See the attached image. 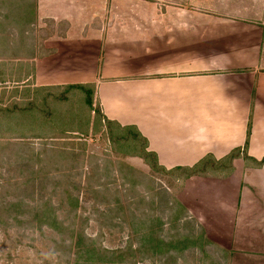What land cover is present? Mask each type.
Listing matches in <instances>:
<instances>
[{"label": "crops", "instance_id": "crops-1", "mask_svg": "<svg viewBox=\"0 0 264 264\" xmlns=\"http://www.w3.org/2000/svg\"><path fill=\"white\" fill-rule=\"evenodd\" d=\"M103 1L85 23L68 13L81 0L37 1L67 22L30 46L32 86H94L102 114L136 127L166 169L242 149L229 175L185 189L234 264H264V165L244 154L264 158V0Z\"/></svg>", "mask_w": 264, "mask_h": 264}, {"label": "rangeland", "instance_id": "rangeland-1", "mask_svg": "<svg viewBox=\"0 0 264 264\" xmlns=\"http://www.w3.org/2000/svg\"><path fill=\"white\" fill-rule=\"evenodd\" d=\"M4 1L0 264H234L186 192L188 171L154 170L136 134L107 129L82 91L32 86L28 51L65 27L47 18L62 11L46 5L25 21L20 9L34 0ZM93 2L68 13L85 23L104 8Z\"/></svg>", "mask_w": 264, "mask_h": 264}, {"label": "trees", "instance_id": "trees-1", "mask_svg": "<svg viewBox=\"0 0 264 264\" xmlns=\"http://www.w3.org/2000/svg\"><path fill=\"white\" fill-rule=\"evenodd\" d=\"M28 2H26L25 3L26 5L24 4V7H21V9H20L21 10L20 13L21 14L24 13V15H25V16H20V19L25 20V21L27 20V18L29 20V18L32 17V15L34 13H35V15L33 17H34V19L36 18L37 0H34V4L28 3ZM0 4H5V1L4 0H0ZM29 7H31V10H28ZM59 89L69 90V91H72V90H80V91H82L86 95V103H87V105L92 110V112L95 113V116H96V114L102 116V118L104 119V121L107 124L106 125L107 129H111V128L115 127V128H118V129H120L122 131H125V132L132 131L133 133H135L136 137L138 139H140L143 142L144 146H145V150L142 153V158L144 160L150 162L151 167L154 170H156V171L162 170V169L169 171V169H166V168H164L163 166H161L159 164V161L157 159L156 154L147 151L148 142H147L146 139H144L142 137V135L138 132L136 127H132V126L123 127V126H121L120 124H118L116 122L108 120L102 114L101 109H100V105L97 102L96 103L99 106V109L96 110L94 108V103H93V102H95L94 86L77 84V85H69V86H66L64 88H58V90ZM249 132H250V130H249ZM241 154H242V149H238V150L233 151L229 156H227L223 160H216L212 156H207L203 160H201L199 163H197L196 165H194L192 167H176V168H173V169H182V170L188 171L187 175H186V179H189L190 177H193V176H218V177H224V176L229 175L233 171V169H234V165H233L234 164V160L236 158L241 157ZM244 154H245V158L247 159L246 161H253L254 164L257 167H261V166L264 165V158L262 160H260V161H258V160H250V158L248 156H246L245 152H244ZM209 165L212 168L209 169ZM210 171H212V172L215 171V172H218V173L221 172L223 175H217V174H212V173L210 174Z\"/></svg>", "mask_w": 264, "mask_h": 264}]
</instances>
